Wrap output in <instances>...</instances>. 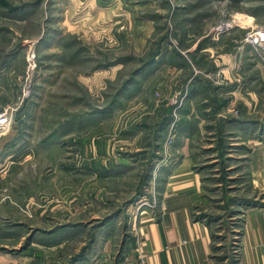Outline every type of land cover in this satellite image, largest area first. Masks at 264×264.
I'll use <instances>...</instances> for the list:
<instances>
[{
    "label": "rangeland",
    "instance_id": "obj_1",
    "mask_svg": "<svg viewBox=\"0 0 264 264\" xmlns=\"http://www.w3.org/2000/svg\"><path fill=\"white\" fill-rule=\"evenodd\" d=\"M253 28H264V0H0V254L71 264L110 241L109 262L124 258L192 128L211 264H237L241 213L227 192L249 188L239 149L218 153L204 101L174 97L193 91L194 68L214 65L213 39L244 41ZM189 108L200 119L186 127Z\"/></svg>",
    "mask_w": 264,
    "mask_h": 264
},
{
    "label": "crops",
    "instance_id": "obj_2",
    "mask_svg": "<svg viewBox=\"0 0 264 264\" xmlns=\"http://www.w3.org/2000/svg\"><path fill=\"white\" fill-rule=\"evenodd\" d=\"M223 37L213 39V47L209 46L204 52L214 59V65L202 72V76H198L200 71L194 68L197 76L194 75L190 83L193 91L181 98L178 93L174 98L190 101L192 107L196 101L203 100L202 117L215 118L212 122L218 128L214 136L216 142L228 151L234 146L239 149L237 160L245 165L242 178L249 187L243 197L261 204L245 208L236 202L229 204L231 211L241 212L242 224L236 230L240 243L237 264H264V63L251 46L244 44L243 37ZM203 92L206 96L201 97ZM232 114L235 119L230 118ZM183 117L186 127L194 117L200 119L196 108H189V113ZM197 123L205 124L206 119ZM227 129L234 136L232 143H229ZM195 131L184 128L179 132L177 143L180 145L175 150L178 158L163 178L158 209L141 212L134 230V247L124 258L137 261L144 256L146 264H211L216 249L213 224L195 220L199 215L197 208L206 201L205 177L196 168ZM221 150L220 147L216 149L218 153ZM228 196L242 197L230 193ZM110 249V241L104 247L97 243V255L89 253L71 264L109 262ZM119 260L113 258L111 262ZM0 264L34 263L0 254Z\"/></svg>",
    "mask_w": 264,
    "mask_h": 264
},
{
    "label": "built area",
    "instance_id": "obj_3",
    "mask_svg": "<svg viewBox=\"0 0 264 264\" xmlns=\"http://www.w3.org/2000/svg\"><path fill=\"white\" fill-rule=\"evenodd\" d=\"M236 25L237 24L235 21L228 22L226 24H222L219 27V29L217 30V32L218 33L229 32V31L233 30ZM244 44L251 46L253 48V50L256 52V54L258 55V57L264 63V28H253L251 30V32H249L247 37L245 38ZM4 121H7V120L4 118ZM5 123H2V124H5ZM2 124H0V125H2ZM143 206H145L148 210L153 211V210H155V208L157 206V201L154 204L144 202ZM135 228H136V226L134 227V230H135ZM94 264H113V263L112 262L109 263V262L95 261ZM114 264H146V261H145L144 256H141L137 261H132V260H130V258L125 257V259L123 261H120V260L115 261Z\"/></svg>",
    "mask_w": 264,
    "mask_h": 264
},
{
    "label": "trees",
    "instance_id": "obj_4",
    "mask_svg": "<svg viewBox=\"0 0 264 264\" xmlns=\"http://www.w3.org/2000/svg\"><path fill=\"white\" fill-rule=\"evenodd\" d=\"M222 143V142H221ZM220 143V144H221ZM220 149H223L224 150V148L222 147V145H220ZM224 152V151H223ZM223 165H225V163H222ZM230 171H234V170H228L227 168H226V175H228L229 174V172ZM234 180H231V179H226V182L227 183H230V182H233ZM227 186L229 187V185L227 184ZM227 187V191L229 190V188ZM227 194H228V192H227ZM227 198V197H226ZM227 202H228V206H229V204H231V203H234V202H236V204H241V205H243L244 207H248V206H252V205H260L261 203L258 201V200H255V199H251V198H246V197H237V198H232V197H229L228 196V198H227ZM199 209V207L197 208V210ZM232 213H238V212H236V211H233ZM241 213V212H240ZM195 220H198V221H205V220H207V221H209L208 219H207V217H205L204 215H197L196 216V218H195ZM214 239L216 240V236L214 235ZM74 261H77V258H75L74 260H72V262H74Z\"/></svg>",
    "mask_w": 264,
    "mask_h": 264
},
{
    "label": "bare ground",
    "instance_id": "obj_5",
    "mask_svg": "<svg viewBox=\"0 0 264 264\" xmlns=\"http://www.w3.org/2000/svg\"><path fill=\"white\" fill-rule=\"evenodd\" d=\"M0 120H1V121H0V124L5 123V122L7 123V121H4V117L1 118ZM2 120H3V121H2Z\"/></svg>",
    "mask_w": 264,
    "mask_h": 264
}]
</instances>
